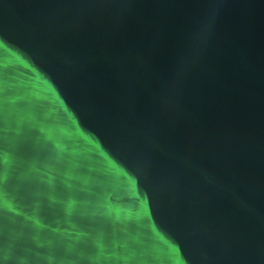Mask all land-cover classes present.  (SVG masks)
<instances>
[{
    "label": "water",
    "instance_id": "obj_1",
    "mask_svg": "<svg viewBox=\"0 0 264 264\" xmlns=\"http://www.w3.org/2000/svg\"><path fill=\"white\" fill-rule=\"evenodd\" d=\"M0 264H264V0H0Z\"/></svg>",
    "mask_w": 264,
    "mask_h": 264
}]
</instances>
